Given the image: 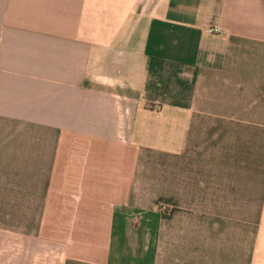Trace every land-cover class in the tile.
Listing matches in <instances>:
<instances>
[{
	"label": "crops",
	"instance_id": "obj_1",
	"mask_svg": "<svg viewBox=\"0 0 264 264\" xmlns=\"http://www.w3.org/2000/svg\"><path fill=\"white\" fill-rule=\"evenodd\" d=\"M0 264H264V0H0Z\"/></svg>",
	"mask_w": 264,
	"mask_h": 264
},
{
	"label": "built area",
	"instance_id": "obj_2",
	"mask_svg": "<svg viewBox=\"0 0 264 264\" xmlns=\"http://www.w3.org/2000/svg\"><path fill=\"white\" fill-rule=\"evenodd\" d=\"M208 33H209V34H212V33H213V30H208Z\"/></svg>",
	"mask_w": 264,
	"mask_h": 264
}]
</instances>
